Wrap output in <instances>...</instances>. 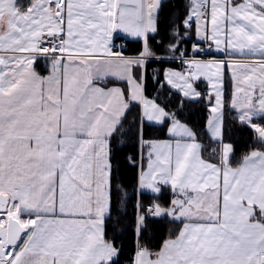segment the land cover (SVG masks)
<instances>
[{"label": "snow or ice", "instance_id": "1", "mask_svg": "<svg viewBox=\"0 0 264 264\" xmlns=\"http://www.w3.org/2000/svg\"><path fill=\"white\" fill-rule=\"evenodd\" d=\"M0 264H264V0H0Z\"/></svg>", "mask_w": 264, "mask_h": 264}]
</instances>
